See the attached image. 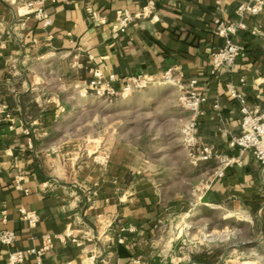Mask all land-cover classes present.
Instances as JSON below:
<instances>
[{
    "label": "crops",
    "instance_id": "0c3cea01",
    "mask_svg": "<svg viewBox=\"0 0 264 264\" xmlns=\"http://www.w3.org/2000/svg\"><path fill=\"white\" fill-rule=\"evenodd\" d=\"M26 1L0 0V229L16 233L12 246L0 244V264L14 249L40 247L48 235L42 264H177L161 248L202 207L256 225L259 238L241 251L246 259L211 264H264V166L229 146L241 114L226 90L236 85L264 111V10L235 34L243 52L234 63L211 74L210 56L224 44L214 20L237 19L244 0H56L45 4L48 25L18 15ZM148 1L154 3L148 16L124 33L113 28L116 10L134 13ZM94 66L115 73V86L129 75L179 67L183 84L197 80L206 96L197 113L199 140L241 163L225 167L190 204L184 179L173 177L187 157L171 145H181L180 127L190 114L177 103L181 87L152 83L107 99L83 89ZM141 130L158 140L159 157L137 150ZM101 144L112 156L107 167L88 156ZM217 166L216 159L198 163L194 182L212 178ZM21 206L39 215L34 226L21 218ZM230 235L201 228L191 238ZM196 256L205 257L196 253L182 264H195Z\"/></svg>",
    "mask_w": 264,
    "mask_h": 264
},
{
    "label": "built area",
    "instance_id": "2783aa9c",
    "mask_svg": "<svg viewBox=\"0 0 264 264\" xmlns=\"http://www.w3.org/2000/svg\"><path fill=\"white\" fill-rule=\"evenodd\" d=\"M56 0H28L18 8V15L25 16L33 14V16L44 23L50 24V17L45 11L46 2L54 3ZM154 9V3L148 1L137 12H130L126 9H118L115 14V24L113 28L124 33L127 26L136 18L148 16ZM264 10V0H244L240 2L236 9L235 15L237 19L225 21L219 17L215 18V32L224 38V44L213 50L209 59L210 73L214 74L222 67L231 66L235 59L243 52L242 46L234 39L235 34L245 29V19L248 16L259 15ZM4 47V41L0 38V49ZM89 77L84 80L83 89L91 91L97 96L111 99L113 96H124L133 90L145 88L146 85L152 83H169L175 86H180L181 91L177 96V102L184 109L189 111V116L181 125L180 137L181 143L189 157V162L192 165H198L200 162L216 159L217 167L214 169L212 178L207 180L201 189L203 191L208 188L210 182L224 175L225 167L232 163H241L240 156H227L215 151L211 146L203 144L198 136V120L197 113L200 106L206 101V96L196 88L195 79H190L185 85L182 82L183 73L177 66H169L162 70L158 75L150 72L129 75L122 79L120 85L115 86L114 81L118 79L113 72L105 74L99 67H92L88 71ZM227 93L231 99L237 101L241 114L240 132L231 138L229 146L236 147L240 152H250L254 158L264 166V111L259 107H251L246 101L245 96L238 90L236 85L227 84ZM92 155L93 162L100 166H106L109 160V151L106 146H97L96 150L89 153ZM18 186V185H17ZM199 192V193H200ZM200 195H197L199 199ZM20 216L27 222L29 226H34L39 215L34 210H27L24 207H19ZM5 213V210H3ZM69 235V233H68ZM51 236H46L43 244L40 247H31L28 249H14L7 253L5 258L6 264H20L27 257H33L35 264H42V256L51 244ZM58 238L61 237L58 235ZM16 239V233L9 229H0V244L12 246ZM72 241L75 239L72 237ZM122 241L121 239H119Z\"/></svg>",
    "mask_w": 264,
    "mask_h": 264
},
{
    "label": "rangeland",
    "instance_id": "374dc122",
    "mask_svg": "<svg viewBox=\"0 0 264 264\" xmlns=\"http://www.w3.org/2000/svg\"><path fill=\"white\" fill-rule=\"evenodd\" d=\"M178 103V102H177ZM181 128V127H180ZM145 133L144 131L139 132V139L136 140V143L138 144L137 147L139 151L144 152V155L147 156L146 152L151 155L153 158H157L162 154L161 150H158L159 144L154 143L155 141L148 134H142ZM172 150H181L183 148L182 143L181 145L175 144L173 140H171ZM100 146H106L104 144H101ZM107 147V146H106ZM97 148L93 147L92 151H95ZM109 151V160L106 164L107 167L112 159V156L110 154V150L107 147ZM89 152V153H91ZM186 153V150H185ZM89 157L92 158V155H89ZM93 160V159H92ZM178 171L180 173H176L173 177L180 180L184 179L183 184V193L186 195L188 201H190V204H193L194 200H196V196L199 194L200 191H197V189H201V185H203L206 181V179L201 180L199 183H195V178L198 176V171L196 170V167L198 165H192L189 162V157L184 155L182 158L181 164L178 163ZM196 186V187H195ZM194 205V204H193ZM192 212H195L192 217H190V226L185 227L182 226L180 229L175 230V232L172 234V241L167 246H162L161 249L164 250V253H171L174 257V261L177 262V264H182L184 261H187L188 259L194 260L193 255L196 253L201 252H211V251H220L219 257L216 259L214 263H217L219 259L222 258V261L225 259H235L238 258L240 260L246 259V257L240 256L241 251H245L246 248L250 247L252 243H255L259 240L257 237V227L256 225H252L249 222H246L244 220L236 219L235 217L230 218H223L224 212L222 209H216L211 210L206 207L200 208V210H194ZM207 223V224H206ZM206 228H203V227ZM208 231H217L222 230L226 231L227 233H231L230 238L227 240H220V239H203V240H192V235L194 236L200 229ZM213 235V234H211ZM241 241H250L251 243L246 242L245 244H239ZM236 244V245H234ZM234 245V246H232ZM228 248V251L226 252L225 257H223V252Z\"/></svg>",
    "mask_w": 264,
    "mask_h": 264
},
{
    "label": "trees",
    "instance_id": "16d2710c",
    "mask_svg": "<svg viewBox=\"0 0 264 264\" xmlns=\"http://www.w3.org/2000/svg\"><path fill=\"white\" fill-rule=\"evenodd\" d=\"M203 254L205 255V257L196 256L195 259L200 263L203 262L205 264H211L214 263L216 259L219 257L220 251H211L208 253L203 252Z\"/></svg>",
    "mask_w": 264,
    "mask_h": 264
},
{
    "label": "water",
    "instance_id": "95a60500",
    "mask_svg": "<svg viewBox=\"0 0 264 264\" xmlns=\"http://www.w3.org/2000/svg\"><path fill=\"white\" fill-rule=\"evenodd\" d=\"M207 200H208V198L206 196L201 198L202 202H205ZM239 244H243V242H240ZM234 245H236V244H234ZM234 245H232V246H234ZM227 251H228V248L223 252V257H225ZM193 263H195V264H203V263H199L197 261H193Z\"/></svg>",
    "mask_w": 264,
    "mask_h": 264
}]
</instances>
